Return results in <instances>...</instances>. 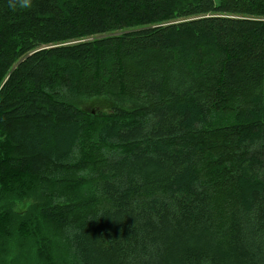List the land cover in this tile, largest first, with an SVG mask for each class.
<instances>
[{
    "label": "trees",
    "instance_id": "obj_1",
    "mask_svg": "<svg viewBox=\"0 0 264 264\" xmlns=\"http://www.w3.org/2000/svg\"><path fill=\"white\" fill-rule=\"evenodd\" d=\"M8 4L0 264H264V0Z\"/></svg>",
    "mask_w": 264,
    "mask_h": 264
},
{
    "label": "rangeland",
    "instance_id": "obj_2",
    "mask_svg": "<svg viewBox=\"0 0 264 264\" xmlns=\"http://www.w3.org/2000/svg\"><path fill=\"white\" fill-rule=\"evenodd\" d=\"M106 100V101H105ZM109 100V99H108ZM107 99H104V98H92V99H85L83 100L82 104L84 105L83 106V110H86V111H93V110H96V111H99V110H102V111H105L107 113H111L112 112V109L113 108H119V109H123V107H121L120 105L118 106L117 103L109 100L108 101ZM127 107H130V106H126ZM126 108L124 109L126 111ZM128 110V109H127ZM221 167V171H222V174L221 176H224V174L227 172V173H230L231 169H229V167ZM221 173V172H220ZM1 184V183H0ZM34 204V200L33 199H26V200H22V201H18L16 202V204L13 206V210L15 213L17 214H23L25 213L27 210H29V208ZM5 255V254H3ZM5 259H7L5 257ZM2 264H14L12 262V259L11 260H8V263H7V260L2 262ZM62 264H65V261L62 260Z\"/></svg>",
    "mask_w": 264,
    "mask_h": 264
},
{
    "label": "clouds",
    "instance_id": "obj_3",
    "mask_svg": "<svg viewBox=\"0 0 264 264\" xmlns=\"http://www.w3.org/2000/svg\"><path fill=\"white\" fill-rule=\"evenodd\" d=\"M8 6L12 9H15L17 6L29 7L30 6V0H9Z\"/></svg>",
    "mask_w": 264,
    "mask_h": 264
},
{
    "label": "water",
    "instance_id": "obj_4",
    "mask_svg": "<svg viewBox=\"0 0 264 264\" xmlns=\"http://www.w3.org/2000/svg\"><path fill=\"white\" fill-rule=\"evenodd\" d=\"M92 113L95 114V111H93Z\"/></svg>",
    "mask_w": 264,
    "mask_h": 264
}]
</instances>
